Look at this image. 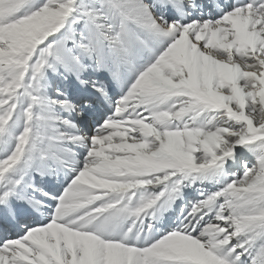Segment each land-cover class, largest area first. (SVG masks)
Listing matches in <instances>:
<instances>
[{
	"label": "snow or ice",
	"instance_id": "snow-or-ice-1",
	"mask_svg": "<svg viewBox=\"0 0 264 264\" xmlns=\"http://www.w3.org/2000/svg\"><path fill=\"white\" fill-rule=\"evenodd\" d=\"M0 264H264V0H0Z\"/></svg>",
	"mask_w": 264,
	"mask_h": 264
}]
</instances>
